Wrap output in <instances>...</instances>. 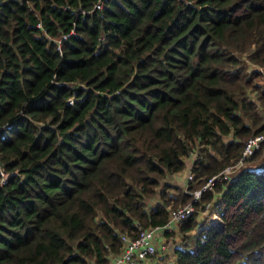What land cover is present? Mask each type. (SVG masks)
Returning <instances> with one entry per match:
<instances>
[{"label":"trees","instance_id":"16d2710c","mask_svg":"<svg viewBox=\"0 0 264 264\" xmlns=\"http://www.w3.org/2000/svg\"><path fill=\"white\" fill-rule=\"evenodd\" d=\"M96 2L0 0V264H108L264 133V0ZM192 149L188 190L164 181ZM250 160L175 264H264V142Z\"/></svg>","mask_w":264,"mask_h":264},{"label":"built area","instance_id":"2783aa9c","mask_svg":"<svg viewBox=\"0 0 264 264\" xmlns=\"http://www.w3.org/2000/svg\"><path fill=\"white\" fill-rule=\"evenodd\" d=\"M104 0H97L95 3L96 9L103 7ZM264 142V133H259L249 137L245 141V145L242 151V155L239 160L234 164L227 165L218 174L210 177L205 184L201 187L193 190V199L177 208L170 207L169 220L163 225H154L149 227H140L137 237H131L126 233H121L120 238L123 243L119 252L109 253L108 264H144L147 263L152 257L158 255V252H165L169 249L172 237H168L167 233L174 230V225L179 224L183 220L190 217L195 211V202L200 201L202 193L205 190H213V184L216 179H222L223 177H232L236 175L244 167L248 166L249 160L253 154L261 147ZM199 157L198 149H192L185 158V180L187 182L186 187L194 180L193 167ZM8 174L1 170L0 172V184L6 182ZM212 202H208L205 208L200 212L202 219L210 213L215 217V220H221L218 212H212ZM212 222V221H211Z\"/></svg>","mask_w":264,"mask_h":264},{"label":"rangeland","instance_id":"374dc122","mask_svg":"<svg viewBox=\"0 0 264 264\" xmlns=\"http://www.w3.org/2000/svg\"><path fill=\"white\" fill-rule=\"evenodd\" d=\"M253 67H256V69H260V70H262L264 72V68L261 67V66H253ZM249 163L250 164H253V161L252 160H249ZM176 176H177V174H176ZM175 178L176 177H174L173 175L172 176L169 175L164 181H168L169 183H172V184H175V185H179L184 190H188V187H185L184 188L185 185L183 186V184L179 183V181L176 180ZM186 184H187V182H186ZM156 199H157V197L152 198L153 201H155ZM173 208H177V207H173ZM211 215H213V214L210 213L209 215L206 216L207 218H205L203 220H207V221L210 220L213 223H216V224L221 225V220H215V217L214 216H211ZM171 234H172V232H171ZM171 237H172L171 238L172 239V242H171V246L170 247H172V245L174 246V242H175L174 237L173 236H171ZM170 247L165 252H161V251L158 252V255H156L154 257V259L153 260H150L149 262H153L152 264H174V261H173V259L171 257V255H172V249Z\"/></svg>","mask_w":264,"mask_h":264},{"label":"crops","instance_id":"0c3cea01","mask_svg":"<svg viewBox=\"0 0 264 264\" xmlns=\"http://www.w3.org/2000/svg\"><path fill=\"white\" fill-rule=\"evenodd\" d=\"M249 166H251V165H253V166H255V167H259V166H261V162L260 161H253V164H248ZM176 174H177V176H176ZM170 176H174V177H176L175 179L176 180H178L179 181V183H181V184H183V186H184V188L186 187V180H185V170H182V171H180V172H177V173H174V174H169ZM180 176V177H179ZM184 182V183H183ZM219 197H220V195L219 194H217L216 196H215V199L212 201V207H213V213H215L216 212V209H215V207H214V203L216 202V201H218V199H219ZM202 219V218H201ZM179 224H175L174 225V230L172 231V234H171V232H170V235H168V237H171V236H173L174 237V240H175V242H174V246L172 245V247H170L171 249H172V255H171V257H172V259H173V261H174V264L176 263V256H175V253H174V247L176 246V245H178V244H181V241H182V236H181V234L179 233ZM174 233V234H173ZM171 246V245H170ZM154 259V257H152L150 260H153ZM149 260V261H150ZM147 262V263H144V264H152L153 262Z\"/></svg>","mask_w":264,"mask_h":264}]
</instances>
